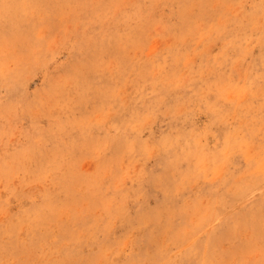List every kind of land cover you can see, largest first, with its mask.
<instances>
[{"label":"rangeland","instance_id":"rangeland-1","mask_svg":"<svg viewBox=\"0 0 264 264\" xmlns=\"http://www.w3.org/2000/svg\"><path fill=\"white\" fill-rule=\"evenodd\" d=\"M0 264H264V0H0Z\"/></svg>","mask_w":264,"mask_h":264}]
</instances>
